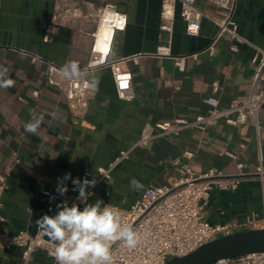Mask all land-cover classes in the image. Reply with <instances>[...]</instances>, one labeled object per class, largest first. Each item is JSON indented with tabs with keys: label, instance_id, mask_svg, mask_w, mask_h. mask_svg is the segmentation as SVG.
Here are the masks:
<instances>
[{
	"label": "crops",
	"instance_id": "obj_1",
	"mask_svg": "<svg viewBox=\"0 0 264 264\" xmlns=\"http://www.w3.org/2000/svg\"><path fill=\"white\" fill-rule=\"evenodd\" d=\"M196 3L215 16L226 12L209 0ZM107 4L127 15L126 28L115 33L110 59L135 57L125 64L132 73L135 97L120 99L111 69H94L88 72V79L97 81L96 93L87 113L75 116L58 88L48 84L49 64L87 65L97 12ZM59 5L77 7L80 14L62 19L51 40L45 41ZM234 18L243 41L236 42L223 33L210 53L218 26L206 17L199 35H188L179 3L173 17L166 19L162 0H0V70L7 69L8 78L14 81L12 87L0 88V170L9 173L0 230L35 234L37 219L58 211V204L49 202L44 193L59 194L58 179L70 173L64 184L67 193H76L73 180H81L87 169L95 172L97 167L109 165L122 149L139 139L147 123L193 119L206 112L204 100L213 94L214 81L220 85V107L244 100L254 70L252 59L257 49H264V0H236ZM234 43L236 51L231 50ZM161 46L168 47L170 53L160 54ZM179 56H185V71L175 64ZM262 80L264 83V72ZM33 115L43 118L36 134L24 128ZM259 122V133L253 119L238 125L222 120L204 131L186 128L179 135L156 137L134 149L113 170L112 179L97 186L88 203L102 200L128 209L149 185H172L182 164H189L196 173L211 167L235 173L237 162L227 154L233 152L247 174L236 191L211 193L205 219L217 224L244 222L253 212L262 216L264 178L257 171L260 166L264 170L263 113ZM185 151L192 156L185 157ZM176 159L179 165H175ZM132 178L144 185L143 190L130 189ZM0 264H23V248L15 244L1 248ZM28 264H54V258L38 249Z\"/></svg>",
	"mask_w": 264,
	"mask_h": 264
},
{
	"label": "built area",
	"instance_id": "obj_2",
	"mask_svg": "<svg viewBox=\"0 0 264 264\" xmlns=\"http://www.w3.org/2000/svg\"><path fill=\"white\" fill-rule=\"evenodd\" d=\"M218 8L224 9V16L219 17L207 13L197 6L196 0H162V15L171 19L174 15L175 5L180 4V15L186 24L188 35H199L202 21L209 18L218 26V32L209 47L210 53L214 51V44L223 33H229L234 41L241 42L243 39L238 33V23L234 18L236 0H209ZM77 7H56L54 18L48 25L45 41L51 40L60 21L69 16L78 15ZM96 27L92 31L94 37L91 57L85 67L88 72L94 69L108 67L111 69L116 89L120 99L131 101L135 97L132 83V73L125 66L127 60L135 57H124L116 60L110 59L112 43L116 31L124 30L127 26V15L119 11L114 4H107L97 12ZM107 28L108 34L102 35V28ZM164 29L167 26H163ZM231 50H237V44L231 45ZM160 54L168 55L170 50L161 46ZM35 55L33 59H36ZM179 71H185V56H179L175 62ZM253 73L251 76L248 96L240 102H232L227 107H220L217 96L219 82L212 84L213 94L204 102L208 110L193 119L176 117L172 120L147 123L137 141L130 147L122 149L107 166H99L96 171L87 169L81 183L93 182L85 188L88 200L95 195L96 188L103 182L112 179L113 170L124 160L130 157L131 152L146 146L151 140L159 136L179 135L186 128H194L201 131L220 121L229 125L246 123L253 119L257 133L260 131L259 116L264 114V49H257L253 59ZM61 67L54 63L49 64L48 84L58 88L65 97L70 112L75 116H84L89 107L90 100L96 93L90 80L67 81L59 76ZM35 95L39 90L34 91ZM227 154L237 164V172L224 173L222 170L211 167L202 173H196L189 164H180L176 159L175 165H179V176L172 185H149L142 196L136 200L128 210H123L117 205H110L122 219V223L130 224L140 237L135 248L127 247L123 242H115L112 246L113 264H166L174 257H182L196 250L205 243L222 236L248 229H264V214L259 216L253 212L244 222L231 220L228 222L212 224L205 219L204 208L211 193L218 191H236L241 179L247 174L244 171V163L238 160V155L233 152ZM184 156L190 158L192 153L185 151ZM259 157L262 154L259 150ZM257 174L263 180L264 170L260 166ZM9 173L0 170V223L4 220L1 212L3 194L7 188ZM51 203L61 204L67 201L69 206L73 203L82 209L85 205L79 198V188L76 193L55 194L51 190L44 192ZM15 244L23 248V264H28L32 254L38 250H45L54 258L55 244L37 227L35 234L27 231H19L11 234L6 230H0V249ZM54 264H56L54 260ZM214 264H264V252H256L234 258H222Z\"/></svg>",
	"mask_w": 264,
	"mask_h": 264
},
{
	"label": "clouds",
	"instance_id": "obj_3",
	"mask_svg": "<svg viewBox=\"0 0 264 264\" xmlns=\"http://www.w3.org/2000/svg\"><path fill=\"white\" fill-rule=\"evenodd\" d=\"M58 72L67 81L79 82L88 79V71L82 69L77 62L64 64ZM90 83L93 87L97 85L94 79ZM13 85L14 81L7 76V69L0 70V88ZM42 119L33 115L24 124L25 131L36 134ZM70 178L71 174L67 173L58 179L57 192L60 195L68 191L64 181ZM72 182L79 188V198L85 206L81 209L76 203L69 206L64 201L57 205L58 211L54 215L44 214L36 221L39 228L55 244L54 260L56 264H113V244L123 242L127 247L135 248L140 237L130 224L122 223L120 215L110 205L104 204L102 200L87 202L84 190L93 182L81 183L78 179ZM129 187L132 191H141L144 185L132 178Z\"/></svg>",
	"mask_w": 264,
	"mask_h": 264
},
{
	"label": "water",
	"instance_id": "obj_4",
	"mask_svg": "<svg viewBox=\"0 0 264 264\" xmlns=\"http://www.w3.org/2000/svg\"><path fill=\"white\" fill-rule=\"evenodd\" d=\"M256 252H264V229H248L219 237L187 255L170 259L166 264H214L222 258Z\"/></svg>",
	"mask_w": 264,
	"mask_h": 264
},
{
	"label": "bare ground",
	"instance_id": "obj_5",
	"mask_svg": "<svg viewBox=\"0 0 264 264\" xmlns=\"http://www.w3.org/2000/svg\"><path fill=\"white\" fill-rule=\"evenodd\" d=\"M101 33H102V35H107L108 34L107 28H105V27L102 28Z\"/></svg>",
	"mask_w": 264,
	"mask_h": 264
},
{
	"label": "rangeland",
	"instance_id": "obj_6",
	"mask_svg": "<svg viewBox=\"0 0 264 264\" xmlns=\"http://www.w3.org/2000/svg\"><path fill=\"white\" fill-rule=\"evenodd\" d=\"M119 207H120L121 209H123V210H128V209H129V208H128V209H125L123 206H119Z\"/></svg>",
	"mask_w": 264,
	"mask_h": 264
}]
</instances>
